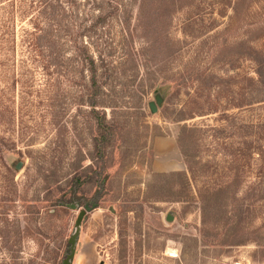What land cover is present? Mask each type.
<instances>
[{
  "label": "rangeland",
  "instance_id": "obj_1",
  "mask_svg": "<svg viewBox=\"0 0 264 264\" xmlns=\"http://www.w3.org/2000/svg\"><path fill=\"white\" fill-rule=\"evenodd\" d=\"M126 5L123 26L97 20L93 0H0V136L17 199L3 200L0 157V264H41L61 238L68 264H264V86L247 77L264 59V0H123L119 14ZM84 44L107 59L115 134L104 187L55 222L54 244L29 211L49 170L66 173L80 150L91 163ZM86 203L98 206L77 224Z\"/></svg>",
  "mask_w": 264,
  "mask_h": 264
},
{
  "label": "trees",
  "instance_id": "obj_2",
  "mask_svg": "<svg viewBox=\"0 0 264 264\" xmlns=\"http://www.w3.org/2000/svg\"><path fill=\"white\" fill-rule=\"evenodd\" d=\"M95 2V7L99 11V16L97 20H110L119 19L120 23L123 24H132L133 13L128 10L129 5L125 6V9L120 13L122 8L123 0H93ZM45 2L46 1H42ZM142 3V2H141ZM65 14L64 9L61 12H58V17ZM45 17L48 16L45 13ZM51 19V18H50ZM92 24H96L97 21L92 20ZM239 21V20H238ZM237 23V22H236ZM35 24H44L41 23V20L35 22ZM233 24V23H231ZM126 30V28L124 29ZM126 44V43H125ZM2 49L0 48V51ZM80 56L82 60L83 67H86L88 71L87 75L85 71L83 72L84 77L86 76L87 80L85 83V91L81 96V103L89 106L90 110L88 114L90 118L94 120V132L92 137V151H91V163H83V154L81 150L78 152L79 157L70 164L69 171L63 174H59L58 170L53 168L49 170L47 174L42 178L44 182V190L42 191V197L38 194L36 201L37 203L33 206L34 209L29 212L33 216L39 217L42 220H47L48 224L52 225L54 229L53 233L48 236L49 239L55 244L62 235L61 227L56 225L55 222L61 219H64L71 212L70 204L79 203L83 205L81 201L82 195L90 192L94 186H99L100 188L104 187L103 178L107 170V150L110 147L114 134H115V122L113 118L108 117L106 108L113 107L112 104L105 102L103 99L105 96V89L108 87V78L106 75L108 67L104 70H100L102 64L107 63V59L104 54L99 53V55H94L91 52L89 46L84 44L82 48L79 49ZM256 52L258 49L255 48ZM41 51V50H40ZM256 64L255 74L256 78L249 76L248 79L257 84L258 86H264V59L262 56H259L258 53L256 56H252ZM49 67V66H48ZM47 67V68H48ZM102 68V67H101ZM110 78V76H109ZM180 79V78H179ZM194 79V78H193ZM178 85V83H176ZM223 117H228L226 112L222 113ZM194 132V128H193ZM179 146L181 147V152L186 163L190 166L189 154L184 149L182 144V139L178 137ZM249 149V147L247 146ZM6 145L3 138L0 136V157L2 163L6 168V181L7 187L10 189L6 192L4 196V202L7 206L10 204H16V196L13 194V188H15V182L13 180V169L5 160ZM247 150V149H246ZM196 175L193 168V177ZM224 188L219 189L223 191ZM264 189V188H263ZM98 194H95L94 197L98 198ZM41 197V198H40ZM10 210V208H7ZM37 221V218H35ZM60 229V231H59ZM60 237V238H59ZM61 238L59 243L48 251L49 255L44 258V262L41 264H65V260L70 256L73 251V241L68 239L66 241V250L61 249ZM245 240L239 241V244H244ZM34 260H32L33 263ZM7 264V263H6ZM20 264H23L20 262Z\"/></svg>",
  "mask_w": 264,
  "mask_h": 264
},
{
  "label": "water",
  "instance_id": "obj_3",
  "mask_svg": "<svg viewBox=\"0 0 264 264\" xmlns=\"http://www.w3.org/2000/svg\"><path fill=\"white\" fill-rule=\"evenodd\" d=\"M163 101V98L160 94H158L156 96V100L155 101H152L150 103V107H151V110L153 112H156L157 109H158V104L162 103ZM20 167V165L18 166ZM77 205L76 204H70V207L71 208H74L76 207ZM98 204L97 203H93V204H89V203H86L85 206H84V209H82L79 214H78V217H77V224H79L81 222V220L83 219V217L85 216V214L95 208H97ZM173 219V218H171ZM72 240V239H71ZM73 241V240H72ZM70 257V256H69ZM69 257L65 260V264H68L69 263Z\"/></svg>",
  "mask_w": 264,
  "mask_h": 264
},
{
  "label": "crops",
  "instance_id": "obj_4",
  "mask_svg": "<svg viewBox=\"0 0 264 264\" xmlns=\"http://www.w3.org/2000/svg\"><path fill=\"white\" fill-rule=\"evenodd\" d=\"M168 152H175V151H168ZM172 160H170V161H166V162H164L163 164L161 163H157V168H159V170H165V171H167V170H174V165H172V162H171ZM170 162V163H169ZM165 164H167V166H164ZM177 167H175V169H176Z\"/></svg>",
  "mask_w": 264,
  "mask_h": 264
},
{
  "label": "built area",
  "instance_id": "obj_5",
  "mask_svg": "<svg viewBox=\"0 0 264 264\" xmlns=\"http://www.w3.org/2000/svg\"><path fill=\"white\" fill-rule=\"evenodd\" d=\"M105 264H108V263H105Z\"/></svg>",
  "mask_w": 264,
  "mask_h": 264
}]
</instances>
